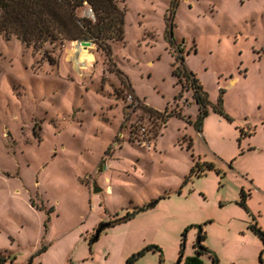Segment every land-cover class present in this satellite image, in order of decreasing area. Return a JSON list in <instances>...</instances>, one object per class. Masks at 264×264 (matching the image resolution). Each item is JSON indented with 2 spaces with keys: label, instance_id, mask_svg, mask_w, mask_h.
Masks as SVG:
<instances>
[{
  "label": "rangeland",
  "instance_id": "obj_1",
  "mask_svg": "<svg viewBox=\"0 0 264 264\" xmlns=\"http://www.w3.org/2000/svg\"><path fill=\"white\" fill-rule=\"evenodd\" d=\"M118 4L124 39L108 41L110 54L88 39L77 64V40L47 44L53 64L0 35V251L17 264H127L156 245L135 264H243L257 220L238 201L263 205L253 179L264 176V0ZM180 54L232 120L210 105L199 133L193 89L172 72ZM129 94L181 116L151 137L155 121ZM194 159L215 169L183 184ZM151 203L93 240L102 222ZM199 225L209 252L197 256Z\"/></svg>",
  "mask_w": 264,
  "mask_h": 264
},
{
  "label": "trees",
  "instance_id": "obj_2",
  "mask_svg": "<svg viewBox=\"0 0 264 264\" xmlns=\"http://www.w3.org/2000/svg\"><path fill=\"white\" fill-rule=\"evenodd\" d=\"M178 2L179 0H172V6L176 7ZM84 7H89L92 10V17L80 16L78 11ZM124 25L125 9L119 6L118 0H0V35L7 39L15 36L26 45L32 46L34 52H42L43 57L53 64L55 58L49 53L50 50L46 46L47 44L53 45L54 48L66 41L92 39L99 47L110 54L111 48L108 41L124 39ZM172 65V72L177 77V82H182L184 86L187 85V88L193 89V98L199 105V114L195 122L199 132H202L203 119L208 115L210 105L215 111L232 120L220 103L213 104L209 100L208 93L204 90L194 71L186 63L182 54L175 55ZM113 71L120 76L122 84H125L127 78L125 73L118 67H114ZM181 93L178 96H181ZM133 98L132 103L137 100L136 107H139L148 114L149 118H153L155 121L153 128L149 129L152 132L151 137L158 136V129L155 127L158 121L161 120L166 124L171 116H181L180 112L167 111V108L161 111L148 103L140 101L136 96H133ZM191 145L192 142L190 141L187 147L190 148ZM194 160L195 162L188 174L184 177L183 184L191 180L193 176L199 177L205 175L207 170L215 169L212 162ZM241 197L238 203L253 215L255 220V215L247 205L246 193L243 192ZM151 204L139 207L133 213L128 212L125 218H131L137 211H141L147 206H151ZM249 226L264 242V230L257 224V221ZM199 227L202 231L200 235L202 240L205 238L206 232L203 231L202 225H199ZM45 248L46 246H43L37 254ZM147 250L157 251L160 248L156 245H148L139 253L129 257L127 264H135L136 258L143 255ZM195 251L197 256L209 252L208 248L202 245L200 248L195 245ZM211 255L212 264H218V257ZM0 264L17 263L14 260H9L8 254L0 253ZM22 264H32V257Z\"/></svg>",
  "mask_w": 264,
  "mask_h": 264
},
{
  "label": "crops",
  "instance_id": "obj_3",
  "mask_svg": "<svg viewBox=\"0 0 264 264\" xmlns=\"http://www.w3.org/2000/svg\"><path fill=\"white\" fill-rule=\"evenodd\" d=\"M199 133L201 134V132H199ZM256 178H258V179H255V178L253 179V181L257 184L255 191H257L258 195H260V197L263 199V205L262 206H255L254 204H252L250 202H249V205H250V210L255 215V217H256V215H257V217L259 216L258 218H256L257 224L264 230V176H263V178H260V177H256ZM242 229H244V228L242 227L241 230ZM245 232H243V233H245V235H247L248 233L246 230H245ZM253 243H254L253 246L255 248L254 249L255 251L252 254H250V257L243 264H264V242L257 235L256 238H254ZM245 245H246V243H245ZM10 252H12L13 254L15 253L13 251H10ZM0 253H1V251H0ZM22 263H24V262H21L20 264H22Z\"/></svg>",
  "mask_w": 264,
  "mask_h": 264
},
{
  "label": "water",
  "instance_id": "obj_4",
  "mask_svg": "<svg viewBox=\"0 0 264 264\" xmlns=\"http://www.w3.org/2000/svg\"><path fill=\"white\" fill-rule=\"evenodd\" d=\"M77 43H78V45H80V46H90V45H93L94 44V42L92 41V40H88V39H80V40H77ZM102 167V166H101ZM102 190V188L101 187H99L98 185H97V183L94 181L93 182V191L94 192H99V191H101ZM152 205V204H151ZM124 220H126V218L125 217H121V218H118V219H116V220H114V221H112V222H103L97 229H96V231H95V234H94V238H93V240H95V239H97L98 238V236H99V234H100V232H101V230L103 229V228H105V227H107V226H110L111 224H115V223H120V222H122V221H124ZM201 230L199 231V234H198V236H197V242H196V246L198 247V248H200L201 247ZM182 255H183V253H181V255H180V258L182 257ZM15 258L16 257V254H11L10 256H9V259L10 260H12L13 258ZM180 258H179V261H180Z\"/></svg>",
  "mask_w": 264,
  "mask_h": 264
},
{
  "label": "bare ground",
  "instance_id": "obj_5",
  "mask_svg": "<svg viewBox=\"0 0 264 264\" xmlns=\"http://www.w3.org/2000/svg\"><path fill=\"white\" fill-rule=\"evenodd\" d=\"M83 46L78 45L77 49L74 51V59L76 64L78 62L87 61L90 58V54L84 52Z\"/></svg>",
  "mask_w": 264,
  "mask_h": 264
},
{
  "label": "built area",
  "instance_id": "obj_6",
  "mask_svg": "<svg viewBox=\"0 0 264 264\" xmlns=\"http://www.w3.org/2000/svg\"><path fill=\"white\" fill-rule=\"evenodd\" d=\"M89 10H90V12H92V10L90 8H89ZM128 98H129L130 102L134 101V98H133V96L131 94L128 95ZM134 103H135V105H137V100Z\"/></svg>",
  "mask_w": 264,
  "mask_h": 264
}]
</instances>
